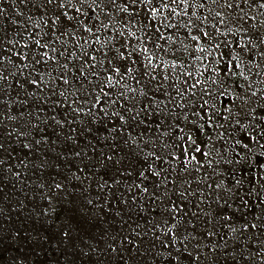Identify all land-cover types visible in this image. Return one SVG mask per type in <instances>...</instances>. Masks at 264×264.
<instances>
[{"label":"snow or ice","instance_id":"6c2138e0","mask_svg":"<svg viewBox=\"0 0 264 264\" xmlns=\"http://www.w3.org/2000/svg\"><path fill=\"white\" fill-rule=\"evenodd\" d=\"M65 201L63 264H264V0H0V261Z\"/></svg>","mask_w":264,"mask_h":264},{"label":"rangeland","instance_id":"374dc122","mask_svg":"<svg viewBox=\"0 0 264 264\" xmlns=\"http://www.w3.org/2000/svg\"><path fill=\"white\" fill-rule=\"evenodd\" d=\"M39 203H43V202L39 201ZM58 207H61V206H57V208ZM30 210H31V205H28L27 208L25 209V211L27 212ZM74 217L77 218V221L81 225H84L87 221L85 219H82V216L78 215V214L74 215ZM13 218L18 221V226L23 230V235H24L25 239L23 242L18 241L16 243H13L12 247L7 249V251L4 252L5 260H9L12 256L16 255V249H20L21 254H27L28 255L27 264H43V261L46 260L45 256L48 255L49 253L50 254L53 253L54 255L56 254L53 257V260H51V264L53 262H54V264H63V262L59 261V256H58L60 254V252L58 251L59 246L56 245L55 240H47L46 239L48 236L55 234V232L57 231L56 230L57 226H59L60 224L56 223L55 224L56 226L54 225V227L52 229H51V226L47 225V227H50V232L48 233L47 229H49V228L44 229V228H46V226L44 225V223H42L43 225L40 224L42 222L41 219L37 220V218H36V219L24 220L23 217H16V216H14ZM6 228H7V226H6ZM29 236L31 237V239H28ZM37 237H39L40 243L42 246H38V247L33 248V247H31V245H33V243L37 239ZM10 243H12V242L8 239L4 240L5 246L10 244ZM57 256H58V258H57ZM43 258H44V260H43ZM0 264H4V262L0 261Z\"/></svg>","mask_w":264,"mask_h":264},{"label":"bare ground","instance_id":"6f19581e","mask_svg":"<svg viewBox=\"0 0 264 264\" xmlns=\"http://www.w3.org/2000/svg\"><path fill=\"white\" fill-rule=\"evenodd\" d=\"M56 213H58L59 214V219H55L54 220V222H50L49 224L48 223H44V225L46 226V228H44V229H47V228H49V229H47L48 231V233L50 232V227H47V225L48 226H51V229L54 227V225L57 223V224H61V223H66V221L67 222H69V218L70 217H74V215H76V214H78V215H81L82 216V214L81 213H78V212H76L75 210H73V205L71 204V203H69L68 201H65V203H64V205L62 206V207H58L56 210ZM74 214V215H73ZM53 215H55V214H53ZM75 218V220H73L72 221V227H74V228H76L77 227V224H79V226L81 227V228H84V229H88L90 226H91V220L89 219V220H87L86 221V223L84 224V225H81L78 221H77V218L76 217H74ZM37 220H39L38 218H37ZM40 222V221H39ZM113 223H115V221H113ZM41 225H43L42 224V222L40 223ZM56 226V225H55ZM37 227V226H36ZM41 228V227H40ZM36 229V228H35ZM39 230V229H38ZM57 230V229H56ZM45 232V231H44ZM47 237V236H46ZM46 241V240H45ZM50 247V246H49ZM47 249V248H46ZM54 249V248H53ZM56 255V254H55ZM53 253L52 254H48V255H46L45 256V258H46V260H44V258H43V264H51V260H53V257L55 256ZM59 256V261H61V262H63V257H61L60 256V254L58 255ZM58 256H57V258H58ZM52 264H54V262L52 263Z\"/></svg>","mask_w":264,"mask_h":264}]
</instances>
